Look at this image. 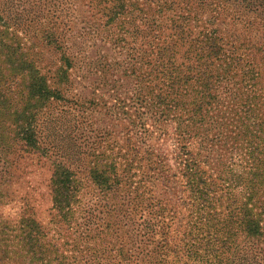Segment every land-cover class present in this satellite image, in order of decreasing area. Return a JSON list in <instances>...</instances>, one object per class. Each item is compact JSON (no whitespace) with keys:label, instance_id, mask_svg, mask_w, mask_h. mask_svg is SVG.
I'll list each match as a JSON object with an SVG mask.
<instances>
[{"label":"rangeland","instance_id":"obj_1","mask_svg":"<svg viewBox=\"0 0 264 264\" xmlns=\"http://www.w3.org/2000/svg\"><path fill=\"white\" fill-rule=\"evenodd\" d=\"M123 2L132 5V10H126L129 15L108 21L109 0H0V37L6 36L17 53L31 60L48 87L61 96L41 110L46 122L42 129L43 118L37 121L41 151L31 154L12 147L5 183L0 187V226L15 229L28 216L68 263L93 250L112 249L104 255L116 257L118 244L139 239L130 232L140 222V210L149 213L166 208L175 212L173 223L187 219L186 207L178 201L184 195V180L176 172L179 150L170 121L173 113L167 110V80L155 67L156 53L148 45L168 41L166 17L179 12L187 16L194 37L210 27L205 21L211 15L207 9H196L195 0ZM160 6L171 8L162 9L158 18L154 11ZM7 7L20 17L7 15ZM227 12L230 16L224 21L217 18L213 27L223 36L237 38L242 60H252L263 83L262 20L237 6H229ZM150 19L165 27L153 31L148 28ZM154 32L156 40L151 39ZM186 50L187 43L177 42L166 57L170 55L175 64L184 63ZM4 73L5 83L12 84V93L17 92L21 80L17 75L11 78L7 70ZM232 73L237 75L238 69ZM234 81L237 77L228 88ZM223 153L221 147H214L209 157ZM58 163L80 181V208L68 226L52 210L50 175ZM93 168L105 170L111 181L116 176L117 184L111 190L100 187L92 180ZM94 229L103 233L95 235ZM12 260L3 264H27Z\"/></svg>","mask_w":264,"mask_h":264},{"label":"trees","instance_id":"obj_2","mask_svg":"<svg viewBox=\"0 0 264 264\" xmlns=\"http://www.w3.org/2000/svg\"><path fill=\"white\" fill-rule=\"evenodd\" d=\"M109 1L108 21L129 15L126 10L133 9L123 0ZM195 1L196 9L209 11L211 16L205 22L210 27L192 37L188 17L179 12L165 19L170 30L168 41L148 45L156 53L155 67L167 80V110L173 113L170 121L179 150L176 172L184 180V195H179L178 201L186 207V221L173 223L175 212L166 208L149 213L140 210V222L135 233L130 232L139 239L118 244L116 257L104 255L112 249L93 250L68 263L27 216L15 229L0 226V264L12 259L26 260L27 264H264V82L252 60H242L237 38L223 36L213 27L217 18L224 21L230 16L229 6H237L259 17L264 29V0ZM170 8L160 6L154 14L160 18L161 10ZM6 12L20 17L8 7ZM147 24L156 32L165 27L156 19ZM156 35L152 33L151 39L156 40ZM7 42L6 36L0 37V187L5 183L13 146L25 153L41 151L37 121L43 118L40 124L42 129L46 127L41 110L50 100L61 99L31 60ZM177 42L187 43L184 63L175 64L170 55L166 57ZM261 51L264 62V47ZM235 69L237 75L232 73ZM6 70L11 78L17 75L21 80L17 92L12 93V84L3 80ZM235 77L237 81L228 88ZM214 147L223 149L222 157H209ZM70 152L74 156L77 147ZM90 173L93 182L106 190L117 184V177L109 180L105 170L93 168ZM50 189L52 210L59 220L67 226L72 220L74 223L73 215L80 208L79 179L58 163L52 168ZM93 232L103 233L98 229Z\"/></svg>","mask_w":264,"mask_h":264}]
</instances>
